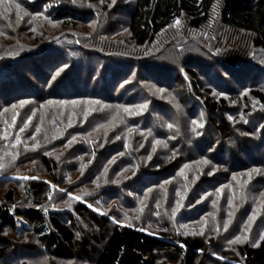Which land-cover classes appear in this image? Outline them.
I'll return each mask as SVG.
<instances>
[{
  "label": "rangeland",
  "instance_id": "rangeland-1",
  "mask_svg": "<svg viewBox=\"0 0 264 264\" xmlns=\"http://www.w3.org/2000/svg\"><path fill=\"white\" fill-rule=\"evenodd\" d=\"M69 1L74 8L91 14V19L86 24L68 25L67 23H74L68 19L54 22L52 17L54 12L36 14L30 10V4L23 0H0V57L48 47V41L52 37L58 39L55 46L61 50L83 42L88 46L97 45L99 47H96L97 50L113 51L105 58L107 60H103L104 62L98 66L99 70L106 63L105 68L108 66L112 68L111 71L107 70L110 75L113 71L116 74L121 72L124 78L116 85L114 95L139 94L136 111L139 114L143 111L151 118V127L147 134H144L146 131L143 128L139 131L127 128L124 132L126 134L136 132L138 137L141 136L144 140L151 139L155 147L162 151L169 152L171 146L174 150L170 153L173 160L180 158L178 163L182 166L173 169L166 181L159 185H150L155 180L153 177L134 174L139 164L132 166L136 159L132 160L133 148L126 141L122 152L111 156V160L105 161L101 168H95L85 185L79 183L69 190L71 183L84 182L88 171H93L90 166L96 161L106 159L104 153L101 152L100 157L96 152L88 150H84L86 152L83 153L76 152L71 155L72 157L66 156L71 151L69 144L87 145L90 142L86 140L92 133L86 134L85 137L76 136L75 138L82 137L79 142L71 141L67 145L64 144L63 148L58 147L55 152H59L57 158L60 159L61 165L71 161L75 162L77 167L62 169L65 178L61 186L57 185V190H54L55 185L50 184L53 198L50 196L40 205L30 204L23 196L28 181L47 180L42 166L34 160L33 153L39 150L37 149L39 143L31 137L20 139V130L10 127L14 132L7 131L4 129L3 120H0V204L6 205L3 201L4 194L10 189H15L18 201L8 205L14 221L18 214L25 212L29 207L37 206L43 211L58 213L59 216L56 218L63 222L73 221L78 232H90L91 227L88 223H84L85 220L72 211L74 205L81 202L102 215L114 213L117 222L127 224L138 222L140 226L153 233H157L160 227L168 223L176 232L192 234L194 237L206 236V240H214L215 249L219 251L235 250L234 247L245 243L257 246L264 239V139L261 140L262 136L257 131L254 135H248L246 132L239 133V129L235 128L240 140L249 139L247 141L250 146L247 145V148L251 150V157L239 156L240 161L247 164L245 167L237 162L238 168L230 170L227 159L228 164L225 162L224 166L209 158L207 153H202L204 144L201 141L210 134L207 128L209 115L204 107L205 95H202L204 98L196 96L195 85L190 75H195L199 79L196 85L204 91H209L212 99L216 101L225 99L227 105L221 115L231 125L246 123L253 128L250 122L254 119L245 120V113L248 111L252 115L264 113V107L248 95L249 85L247 88L233 86L234 83L226 72L225 64L230 49L227 48L228 43L222 41L224 30L218 17L206 30L192 33L188 31L186 23L178 21L163 41L138 49L134 47L127 32V12L132 0H98L97 3L90 0ZM16 5H19V8ZM65 35H69L73 41H66ZM13 47H18L17 51L12 50ZM247 55L248 61L253 63V69L258 65L264 66L263 54L249 48ZM83 59L92 65L100 63V59L97 60L95 57L89 58L90 60L84 57ZM153 67L160 70H151ZM166 72L173 77L178 75L180 82L177 80L171 88L159 86L152 75L158 76L162 73L168 75ZM204 75L209 79H204ZM227 88H232L233 91H227ZM259 88L264 91V80L261 81ZM185 96L189 98L185 100ZM103 107L100 108V112L104 110ZM189 108L194 110L193 115ZM78 109L81 113L87 110L86 106L81 104ZM88 110L91 111V107ZM93 112L95 111L91 114ZM125 113L128 117L133 115L129 111ZM115 122L117 124L111 122V126L110 123H99L95 130L102 136L109 128L120 127L118 119ZM156 127L161 128L163 132L171 131L173 138L168 135L170 141L165 140L167 142L165 143L148 135L153 134ZM53 132L57 136L60 129H53ZM100 136L96 141L97 152L102 151L106 143L99 141ZM179 137H182L179 140L181 143L172 145L173 140ZM46 142L43 140L40 147H46ZM256 145L259 149L254 151ZM229 147L234 149L236 141L233 140ZM161 155L157 158L162 159ZM22 157L25 160L23 163ZM139 158L142 165L149 166L156 156L150 154L147 158L145 155ZM116 159H125L118 172L111 169ZM148 166L146 171L156 169H148ZM213 174H220L215 186L211 185L210 181ZM87 196L93 197L90 201L93 205L84 201ZM125 200H130L137 206L130 207L131 204H125ZM22 223L26 224V229L16 230L8 224L0 227V264H92L80 253L70 256L72 257L70 259L55 256L45 247V239L42 240L32 229L33 223L29 220H22ZM76 234L80 236L82 233Z\"/></svg>",
  "mask_w": 264,
  "mask_h": 264
},
{
  "label": "trees",
  "instance_id": "trees-1",
  "mask_svg": "<svg viewBox=\"0 0 264 264\" xmlns=\"http://www.w3.org/2000/svg\"><path fill=\"white\" fill-rule=\"evenodd\" d=\"M23 1L30 4L32 13L54 12L52 16L54 22H63L68 19L69 22H74L67 23L68 25L86 24L91 19L90 13L74 8L69 0ZM90 1L98 2V0ZM46 7L48 9H45ZM127 15V32L134 47L138 49L163 41L178 21L186 23L188 31L192 33L206 30L218 17L224 30L222 41L227 42V48L230 49L225 69L234 83L233 86L247 88L249 85L248 95L264 107V91L259 88L261 81L264 80V66L258 65L253 69V63L247 59L249 48L264 55V0H132L128 6ZM64 38L66 41H73L69 35H65ZM57 40L52 37L48 41V47L0 57V120H3L4 129L7 131L12 130L10 127L20 130V139L31 137L35 142L37 140L39 150L33 153L34 160L42 166L47 178L46 181L42 179L28 181L23 193L25 201L40 205L50 196L53 198V189L50 184L55 185L54 190H57L65 178L62 169L69 170V168L77 167V164L71 161L61 165L60 159L57 158L59 152L55 151L71 141L79 142L89 133L92 135L90 138L86 137V141L90 143L80 144V146L75 145L76 143L69 144L71 151L66 156L72 157L71 155L76 152L83 153L88 150L96 152L100 157L102 152L106 159L96 161L90 166L89 168L93 171H88L84 182L71 183L69 190L79 183L85 185L95 168H101L105 161L111 160V156L122 152L126 141L133 148L132 160L136 159V163L132 166L139 164L135 175L153 177L155 180L150 185H159L170 178L172 170L182 166L178 163L180 158L173 160L170 154L174 151L172 147L169 146V152L162 151L155 147L151 139L144 140L143 137H138L136 132L129 134L124 132L127 128L135 131L143 128L146 131L144 134H147L151 127V118L143 111L140 114L136 111L139 94L114 95L116 85L124 78L121 72L116 74L113 71L110 75L109 71L112 68L109 66L105 68L106 63L99 70L98 66L104 62L103 60H107L105 58H108L109 53L113 51L97 50L96 47L99 48L97 45L96 47L88 46L83 42L61 50L60 47L55 46ZM17 48L13 47L12 50L17 51ZM83 57L98 58L100 63L92 65L89 61H84ZM152 69L160 70L157 67ZM166 73L168 75L162 73L158 76L152 75V78L158 81L159 86L166 88L173 87L177 80L180 82L178 75L176 78L169 72ZM190 76L193 78L196 96L205 95L204 107L209 115L207 128L210 134L203 137L205 139L201 141L204 144L202 153H207L209 158L224 166L227 159L230 170L238 168L237 162L245 167L247 164L241 162L239 156L250 155L251 150L247 148L249 139L240 140L236 129H239V133L246 132L248 135H254L257 131L262 136L261 140L264 139V113L258 112L253 115L250 111L245 113V120L254 119L250 122L253 128L246 123L231 125L221 115L227 105L225 99L221 98L217 101L212 99L209 91H204L197 86L199 79L195 75ZM203 78L209 79L205 75ZM212 78L215 79V77ZM227 91H233V89L227 88ZM188 98L185 96V100ZM80 104L86 106L87 110L81 113L78 109ZM89 107L91 111L88 110ZM101 107L104 110L100 112ZM188 110L193 115L194 110L191 108ZM86 111L89 113L84 115ZM92 111H95L92 113H95L94 115L91 114ZM125 111L133 115L128 117ZM112 113L116 117H113ZM116 119L120 122V127L113 126L106 133L103 132L102 136L95 130L99 123H110L109 126L112 125L111 122L117 124ZM27 125H29L28 128ZM53 129H60L59 135L56 136ZM148 135L165 143H167L165 140L170 141L168 135L173 138L171 131L163 132L158 127L153 130V134ZM76 136L82 137L75 138ZM99 136V141L106 143L104 149L97 152L96 141ZM181 138L173 140L171 144L179 145ZM43 140L47 141V146L41 148L40 143ZM233 140L236 141L234 149L229 147ZM250 143L253 144L252 141ZM253 149L256 151L259 146L256 145ZM150 154L156 156V159L151 161L149 166L142 165L139 157L145 155L147 158ZM160 155L162 159L157 158ZM22 159L24 160V157ZM124 160L116 159L111 169L118 172ZM23 162L25 160L21 163ZM147 166L148 169H156L146 171ZM219 176L220 174L212 175L211 185L215 186L218 183ZM164 198L166 199V195ZM92 200V196L84 198L89 205H93L90 202ZM3 201L6 205L0 204V227L8 224L13 229L23 230L27 226L22 223V220L31 221L32 229L42 240L45 239L44 245L47 250L59 257L65 256L70 259L72 258L70 256L80 253L92 264H264V239L257 246L245 243L234 247L235 250L219 251L215 249L214 240H206V236L205 238L194 237L192 234L176 232L168 223L160 227V231L153 233L140 226L138 222L133 224L117 222L114 213L102 215L81 202L76 203L72 211L83 218L84 223L87 222L91 228L90 232H78L74 228L73 221L63 222L56 218L57 215L59 216L58 213L43 211L37 206L29 207L25 212L18 214L14 221L8 205L18 201L15 189L8 190L3 196ZM129 203L130 207L137 206L136 203L125 200V204ZM76 233L82 234L78 236Z\"/></svg>",
  "mask_w": 264,
  "mask_h": 264
},
{
  "label": "snow or ice",
  "instance_id": "snow-or-ice-1",
  "mask_svg": "<svg viewBox=\"0 0 264 264\" xmlns=\"http://www.w3.org/2000/svg\"><path fill=\"white\" fill-rule=\"evenodd\" d=\"M17 8H19V5H16ZM21 131H23V129H21ZM38 131V129H37ZM253 171H258L257 169H253ZM25 179H27V177H25Z\"/></svg>",
  "mask_w": 264,
  "mask_h": 264
}]
</instances>
